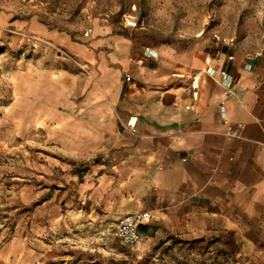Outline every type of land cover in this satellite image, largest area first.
Wrapping results in <instances>:
<instances>
[{
	"label": "crops",
	"instance_id": "1",
	"mask_svg": "<svg viewBox=\"0 0 264 264\" xmlns=\"http://www.w3.org/2000/svg\"><path fill=\"white\" fill-rule=\"evenodd\" d=\"M24 42L25 70L5 65L13 93L0 90V124L31 136L24 160L0 164V264H73L134 213H149L138 249L231 239L264 264V57L151 55L110 24L70 33L0 10V54Z\"/></svg>",
	"mask_w": 264,
	"mask_h": 264
},
{
	"label": "rangeland",
	"instance_id": "2",
	"mask_svg": "<svg viewBox=\"0 0 264 264\" xmlns=\"http://www.w3.org/2000/svg\"><path fill=\"white\" fill-rule=\"evenodd\" d=\"M0 10L12 11L20 18L37 17L70 33L85 25L110 24L142 48L201 46L264 57V0H0ZM128 17L138 26H128ZM30 48L24 42L0 54L2 94L13 93L6 86L4 66L11 63L18 71L25 70ZM0 126V164L24 160L31 136L10 134L3 120ZM4 198L0 193V224L11 207ZM139 242L125 241L115 224L91 239L73 264H255L239 255L231 239L173 238L146 250L138 249ZM35 264H53V260Z\"/></svg>",
	"mask_w": 264,
	"mask_h": 264
},
{
	"label": "built area",
	"instance_id": "3",
	"mask_svg": "<svg viewBox=\"0 0 264 264\" xmlns=\"http://www.w3.org/2000/svg\"><path fill=\"white\" fill-rule=\"evenodd\" d=\"M126 22L128 26H138V22L132 17H128ZM146 52L151 55H154L153 51L150 48H147ZM173 75L176 77H191V90L195 96L198 94L200 88V79L197 76H188L182 73H174ZM126 80L132 81L133 78L132 76H127ZM136 123L137 118L132 117L129 122V125L131 127H135ZM147 217H149V213H134L121 218L118 222L119 235L127 242L136 243L140 241L144 236L143 231L141 230V224L142 221Z\"/></svg>",
	"mask_w": 264,
	"mask_h": 264
},
{
	"label": "bare ground",
	"instance_id": "4",
	"mask_svg": "<svg viewBox=\"0 0 264 264\" xmlns=\"http://www.w3.org/2000/svg\"><path fill=\"white\" fill-rule=\"evenodd\" d=\"M20 121V120H19ZM21 122V121H20ZM139 243H141V242H139Z\"/></svg>",
	"mask_w": 264,
	"mask_h": 264
}]
</instances>
